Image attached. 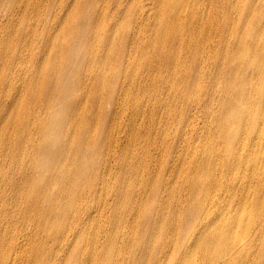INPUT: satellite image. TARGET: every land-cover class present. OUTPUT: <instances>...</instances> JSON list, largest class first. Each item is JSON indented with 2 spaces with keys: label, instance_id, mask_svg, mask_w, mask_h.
Returning a JSON list of instances; mask_svg holds the SVG:
<instances>
[{
  "label": "rangeland",
  "instance_id": "1",
  "mask_svg": "<svg viewBox=\"0 0 264 264\" xmlns=\"http://www.w3.org/2000/svg\"><path fill=\"white\" fill-rule=\"evenodd\" d=\"M73 1L66 0L63 5ZM253 1L264 11V0H189L187 14L196 7L205 17V31L199 28L188 37L187 30H183L177 40L162 41L161 0H81L82 10L77 18H71L76 19L66 34L76 36V53L89 55L91 62L87 59L84 63L83 56L73 51L67 64L60 63L63 75L56 77L57 87L65 83L64 77L69 78L65 106L75 103L77 108L75 112L72 109L75 116L71 113V117L58 116L51 109L61 108L62 102L49 77L45 88L49 93L54 89L56 98L52 102L43 98L37 81H30L33 71L44 66L49 71L54 69L51 57L47 65L45 59L51 51L47 44L50 30L55 35L63 32L60 21L66 14L58 10L60 0H38L37 10L27 8L28 0L0 1V28L4 31L0 32L1 40L10 34L6 31L9 24L17 27L18 33L26 32L28 27L38 30L37 36L29 38L34 40V48L29 50L28 43L23 53L27 59L20 63L23 69L15 77L0 72L4 85L0 92V264L8 258L6 264H30L31 259L33 264H98L99 254L106 246L107 250L111 247L117 234L121 241L115 249L121 251V256H112L117 262L129 264L135 236L126 207L119 206L116 211L112 208L114 199L129 203L123 191L128 185L118 187L117 174L126 163L141 172L147 168L156 171L165 153L167 164L171 162L181 137L186 136L185 124L191 122L199 130L205 127L202 139L185 149L189 160L198 162L206 151L200 146L206 149L209 139L217 150L224 145L218 141L222 135L210 131L213 122H209L207 110L219 98H231L227 93L229 83L223 78L227 74L221 77V73H235L240 66V51L235 48L240 39L231 34V28L246 32L242 42L248 50L252 40L264 41V33L248 31L256 26L245 12ZM259 22L257 26L264 29V19ZM105 33L110 36L108 40L96 39L97 34L105 38ZM19 53L13 51L11 58L17 60ZM96 54L108 58L113 68L102 85L96 73L101 72L103 64L95 61ZM216 57L220 59L218 65ZM16 65L11 64L12 72ZM246 68L251 75L253 69ZM243 76L240 70L232 88H240ZM73 90L77 92L75 102ZM138 102L143 115L149 106L145 120H137L129 111ZM19 104L21 115L17 117ZM156 107L162 108L154 112ZM165 128L170 134L166 144L169 149L175 147L169 155V149H160ZM134 131L137 148L131 147L128 160H123ZM150 134L158 139H147ZM64 156L69 174H64L62 167ZM251 159L256 162L255 156ZM46 161L52 164L48 167ZM71 225L68 235L65 231ZM36 243L40 250L35 259L32 251ZM92 250L97 255L90 263L87 259L95 255Z\"/></svg>",
  "mask_w": 264,
  "mask_h": 264
},
{
  "label": "bare ground",
  "instance_id": "2",
  "mask_svg": "<svg viewBox=\"0 0 264 264\" xmlns=\"http://www.w3.org/2000/svg\"><path fill=\"white\" fill-rule=\"evenodd\" d=\"M34 1L28 0L26 4L28 9H38L36 4L38 0ZM63 2L66 0H60L58 4V10L66 14L64 21H60L63 35L61 36L60 32L55 35L54 30H50L49 39H47V44L51 45V51L45 59V64L50 63L49 58L51 57L54 69L49 71L44 66L42 69L33 71L30 81L32 83L37 81L38 91L42 92L43 98L48 102L56 98L55 89L62 106L51 109L58 116L71 117V113L77 108L75 103L65 106L66 100L68 101L69 78L64 77L62 80L65 83L60 87L56 86V77L63 75V72L59 70L60 63L67 64L68 55H72L73 51L76 56H83L84 63L87 59L91 62V58L80 52L77 54L75 50L79 48L74 44L76 36L73 34L67 37L66 34V30L71 28V22L82 10L81 0H74L73 3L67 5H63ZM161 3L160 16L163 17V24L159 39L162 41L177 40L179 35L182 36L181 31L183 30H187L188 37L193 36L199 28L200 31H205L202 26L205 17L203 14H198L196 7L187 14L189 0H161ZM255 3L257 2L253 1L245 8L247 15L249 14L256 24L248 31L264 33V29L257 26V23H261L259 21L264 19V11L256 8ZM75 15L76 18L72 20L71 18ZM227 19L233 20L230 15ZM54 20L56 23L59 21L57 17ZM210 29L213 31L214 27L210 25ZM6 31L10 34L4 40L0 39L2 49L0 51V72L2 74L13 73L15 77L23 69L20 63L27 60L23 56L28 48L27 44L31 45L29 50L34 48V40L29 38L33 35L37 36L38 30L28 27L26 32L18 33L17 27L9 24ZM0 32L4 31L0 28ZM230 32L240 39L235 45V48L240 51V66L233 74L221 73V77L227 74L223 78L226 79V83H229L230 89L227 93L231 98H219L217 104L207 110V115L210 117L209 122H213L210 131L213 134L222 135L218 141L224 145L217 150L214 142L209 139L206 149L200 146V149L206 150L201 153L200 158H202H199L196 163L189 160L188 155H185V149L202 139L203 127H205L203 125L199 130L196 123L191 122L189 126L185 124L186 136L181 137L182 143L177 147V152L171 162L167 164L165 153L156 171L147 168L141 172L139 168L134 169L131 166L129 168L126 163L121 167V172L117 174L118 187L128 185L123 188V191L129 203H118V200L116 199V202L114 199L112 208L116 211L120 210L119 206L126 207V213L133 222L132 234L135 236L129 264H264V41L252 40L248 50L242 42L246 32L235 27H232ZM98 37L103 40L110 38L108 33H105V38L97 34L96 39ZM22 38L26 40L22 41ZM15 45H17L16 49ZM13 51L20 52L17 60L11 58ZM10 52L12 53L7 54ZM251 54L253 56L247 58ZM235 56L234 52V60ZM107 60L108 58L95 55V61L103 64L101 72L96 73L100 85L107 83V74L113 69ZM33 61H35L34 58ZM13 62L17 65L16 71L12 72ZM219 62L218 57L215 65ZM246 67L253 69L251 75L247 73ZM240 70L244 74L243 80L240 88L234 89L232 87L240 76ZM47 77L54 88L50 93L45 88ZM170 77H173L172 73ZM15 84L18 85V83ZM191 84L192 82L189 83ZM3 91L4 85L0 81V92ZM73 92L75 102L77 92L74 90ZM234 94L235 97L232 98ZM69 108L71 112L68 111ZM148 108L149 106L146 105L145 115H143L141 104L138 102L129 111L137 117V120H145ZM161 108L156 107L153 110L155 112ZM194 110L197 112V109ZM20 115L21 104L18 105L17 117ZM72 115L75 116V113ZM152 116L154 117L155 114ZM201 118V122H198L200 125L204 120L203 113ZM162 121L160 117V122ZM188 121L190 122V119ZM163 133V144L160 149L167 150L170 147L166 144L170 136L169 130L165 128ZM135 135L134 131V137L130 138L123 152V160H128L131 147L137 148L135 144L138 142H136ZM147 139L155 141L158 138L150 134ZM177 140L179 141V138ZM174 148L167 150V154L172 153ZM211 150L214 152L212 153ZM215 153H218V157ZM253 156L256 162L251 159ZM46 162L48 167L52 164L50 161ZM63 162L64 174H69L68 159L65 156ZM35 189L41 192L40 188ZM93 189L95 186L90 191ZM95 194L96 192H93V195ZM30 202L36 203L33 200ZM72 226L65 231L68 235L72 231ZM66 239L64 235V241ZM117 241H121L120 234L114 237L108 250L106 246L105 251L103 249L99 254L101 258L98 264H123L117 262L112 256V254L121 256V251L115 249ZM36 244L33 247L34 252L32 251L35 259L40 250L39 244ZM91 252L95 254V250ZM96 255L97 253L92 256V259L87 260L90 263L95 262ZM77 259L78 256L75 254V260ZM9 260V258L5 259V264ZM33 260H30V264H33ZM87 260L83 262L86 263ZM56 261H58L57 258ZM52 264H57V262H52Z\"/></svg>",
  "mask_w": 264,
  "mask_h": 264
}]
</instances>
